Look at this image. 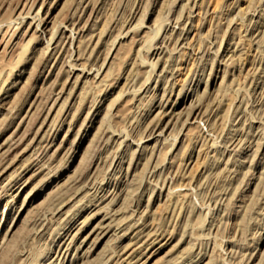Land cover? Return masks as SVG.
<instances>
[{
  "label": "rangeland",
  "instance_id": "1",
  "mask_svg": "<svg viewBox=\"0 0 264 264\" xmlns=\"http://www.w3.org/2000/svg\"><path fill=\"white\" fill-rule=\"evenodd\" d=\"M0 264H264V0H0Z\"/></svg>",
  "mask_w": 264,
  "mask_h": 264
}]
</instances>
